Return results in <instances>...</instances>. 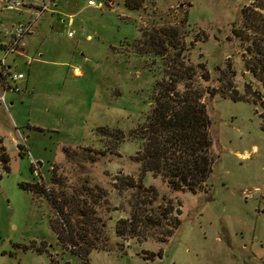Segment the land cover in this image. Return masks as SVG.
I'll use <instances>...</instances> for the list:
<instances>
[{"label":"rangeland","instance_id":"rangeland-1","mask_svg":"<svg viewBox=\"0 0 264 264\" xmlns=\"http://www.w3.org/2000/svg\"><path fill=\"white\" fill-rule=\"evenodd\" d=\"M56 3L8 58L30 86L0 105V264H264V85L247 24L264 0ZM18 18L0 0V42ZM160 99L207 107L214 165L195 190L146 164ZM169 132L166 155H186ZM35 182L63 216L21 186Z\"/></svg>","mask_w":264,"mask_h":264},{"label":"trees","instance_id":"trees-1","mask_svg":"<svg viewBox=\"0 0 264 264\" xmlns=\"http://www.w3.org/2000/svg\"><path fill=\"white\" fill-rule=\"evenodd\" d=\"M247 24L248 28L256 33V38L252 41V46L254 47V52L252 53L256 57V62L250 69L255 75H261L260 78H262L264 85V21L255 20L252 15H247ZM206 108L203 103H198V105L194 106L184 103L178 111L169 113L171 111L170 107L160 99L154 114L150 118L151 121H149L148 128L154 132V136L150 137L148 141L146 164H148L149 169L151 167L150 170H161L163 168L170 170V174L173 176L171 182L175 186L174 188L195 190L198 185L206 182L213 171L214 157L211 156L213 145L210 134L211 120ZM163 131H170L168 134L171 133V144L174 147H178L180 152L184 148L186 155L178 158L175 157V153L173 156L166 155L169 148L165 149L160 141H156L160 140L159 137L163 135ZM0 153V160L4 163L5 170L9 171V156L2 146L0 147ZM165 158L171 160V163L166 164ZM1 177L2 174H0V179ZM21 186L32 191L35 195L47 196L57 214L60 216L65 214L67 201L52 197L45 185L35 182L22 184ZM52 226L59 241H62L63 231L57 227L55 221ZM118 232L123 234L119 230ZM70 233L72 236V231ZM72 239L70 240L69 238L67 242L76 245V241H72ZM74 252L88 263V254L90 252L88 249H74Z\"/></svg>","mask_w":264,"mask_h":264},{"label":"built area","instance_id":"built-area-1","mask_svg":"<svg viewBox=\"0 0 264 264\" xmlns=\"http://www.w3.org/2000/svg\"><path fill=\"white\" fill-rule=\"evenodd\" d=\"M55 0H3L4 8L8 10H21L28 6H36V16L39 17L51 9ZM35 19L25 23L16 24L10 31V41L4 46V55L0 59V80L4 93H20L22 91L21 83L25 74L18 72L16 69L7 64L8 58L13 54L22 52L21 43L34 30ZM0 103L5 104V95L0 97Z\"/></svg>","mask_w":264,"mask_h":264},{"label":"crops","instance_id":"crops-1","mask_svg":"<svg viewBox=\"0 0 264 264\" xmlns=\"http://www.w3.org/2000/svg\"><path fill=\"white\" fill-rule=\"evenodd\" d=\"M56 7H57V3H56V0H55V3L53 4V6L51 7V9H50L49 11H50L51 13H53L54 8H56ZM36 11H37V9H36V6H35V5L28 6V7H26V8H23V9L19 10V11H18V12H19L18 23H25V22L30 21V20L32 19L33 15L36 14ZM47 12H48V11H47ZM47 17H48V15L46 14V12L43 13L41 16L37 17V18L35 19V23H34V30H33V32H32L30 35H28V36L34 35L36 32H38L41 23H42L43 21H45V20L47 19ZM8 35H9V37H5L4 40H2V41L0 42V48H1V50L3 51V53H4V46L10 41V34L8 33ZM28 36H27V37H28ZM27 37H25V39L22 41V44H21L22 52H21L20 54H18V55H23L24 53H28V49H27V46H26V42H27V41H26V38H27ZM14 60H15V57H14ZM7 64H8L10 67H12V66L8 63V61H7ZM12 68L16 69L15 67H12ZM16 70H17V69H16ZM21 86H22V91H21L20 93H26V92L28 91V89H29V86H30V79H29V77H28L26 74H25V78H24V80H23L22 83H21ZM0 91H1V93H2V94L0 93V97H1L3 94L5 95V102L8 101V100H7V95H8L9 93H12V94H18V93H13V92H6V93H4L1 80H0ZM20 93H19V94H20ZM8 104L11 106V105L14 104V101L11 100L10 102H8ZM0 105H3V104L0 103ZM38 129H41V128H38Z\"/></svg>","mask_w":264,"mask_h":264}]
</instances>
